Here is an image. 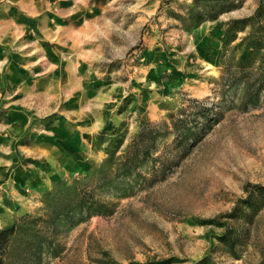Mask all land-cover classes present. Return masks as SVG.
Segmentation results:
<instances>
[{
    "label": "rangeland",
    "instance_id": "rangeland-1",
    "mask_svg": "<svg viewBox=\"0 0 264 264\" xmlns=\"http://www.w3.org/2000/svg\"><path fill=\"white\" fill-rule=\"evenodd\" d=\"M260 1L188 26L192 0H0V228L28 216L41 264H264V85L220 84ZM141 119L165 133L115 175Z\"/></svg>",
    "mask_w": 264,
    "mask_h": 264
},
{
    "label": "trees",
    "instance_id": "trees-1",
    "mask_svg": "<svg viewBox=\"0 0 264 264\" xmlns=\"http://www.w3.org/2000/svg\"><path fill=\"white\" fill-rule=\"evenodd\" d=\"M243 0H192L191 5L186 8L184 20L186 25L196 26L199 23L210 20L217 21L218 17L225 12L240 6ZM224 24L222 36L221 64L224 67L220 77V84L229 88L237 82H242L247 90L246 97L251 99L264 85V71H256L253 76V67L264 66V1H260L255 11L246 17L232 18ZM248 27V29H246ZM246 31L244 36L238 37L239 31ZM167 126L165 120L152 122L141 119L138 131L128 144L122 161L118 164L115 175H128L132 173L141 163L146 161L155 145L156 139L165 133ZM177 129V125H173ZM260 189L259 185H253ZM85 194L80 195L74 201L78 208H84L88 202ZM69 204H60L44 220L52 225L60 216L70 213ZM29 217L23 216L10 225L0 228V264H6L10 247L14 239H23V252L17 259V264H41V254L46 244V235L38 232L28 236ZM220 239L229 242L227 234L224 233ZM102 255L105 254L103 251ZM126 264H141L129 262Z\"/></svg>",
    "mask_w": 264,
    "mask_h": 264
}]
</instances>
